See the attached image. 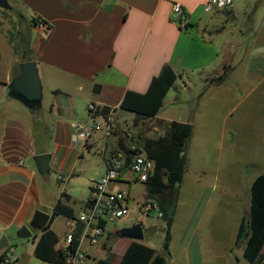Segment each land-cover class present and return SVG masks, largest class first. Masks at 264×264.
Instances as JSON below:
<instances>
[{
  "label": "crops",
  "instance_id": "crops-1",
  "mask_svg": "<svg viewBox=\"0 0 264 264\" xmlns=\"http://www.w3.org/2000/svg\"><path fill=\"white\" fill-rule=\"evenodd\" d=\"M11 1H14L13 4ZM206 1L6 0L7 4L10 2L13 8L20 9L26 17L22 16L20 22L24 23L28 32L26 49L30 61L36 65L41 86V116L37 119L28 112L9 111L13 108L12 100L6 99L3 92L5 85L18 74L17 64L21 62L17 57V61L11 59L7 72H3V77L0 78L1 232L11 228L16 232L20 226L25 225L31 234L33 229L29 228L28 223L32 213L39 210L49 216L46 228L54 234L51 229L53 220L62 219L63 238L64 234L74 228L76 216L89 197L90 183L95 180H88L84 201H75L70 189H64L69 182L72 185L76 181L73 179L84 171L87 164L85 156L92 151L99 154L100 177L104 171V156L108 150H112L114 143L119 140L123 144L129 143V140L142 143L144 139L160 137L168 130L170 122L176 121L190 124L191 134L198 132L204 137L201 139L197 134L200 140L196 139V142L204 146L211 142L215 158L212 172L220 174L215 175V182H218L219 188L227 190L223 196L215 198V205L220 207L219 212L228 222V236L224 247L212 248L208 238L201 237L199 232L202 226L197 221L196 233L193 231L188 242L179 246L183 256L181 264H248L242 257L243 244H236L235 238L240 220H246L248 216L250 184L254 177L264 173V74L248 72L241 60L242 53L238 54L234 46L233 33L236 30L230 26L242 23L245 26L246 22H242L244 17L240 22L232 23L235 19L233 7L205 14L202 9ZM173 3L180 4L186 13V23L182 29L173 23ZM200 17L207 18L202 26L198 23ZM33 19L43 21L49 28L48 32H41L32 22ZM247 27L251 31L250 24ZM242 30L243 28L236 32L238 36L248 37L250 44L248 46L244 43L246 49L256 47V40L250 38L253 34L256 37L259 35L260 27L251 33L243 30L247 32L244 34ZM222 32H229L233 39L215 44V36ZM0 36L4 39L9 55H12L10 42L7 43L4 34ZM261 43H257L258 47L264 46V40ZM165 66L174 72L176 80L165 94L157 114L135 124L134 114L119 108L124 93H144L150 80ZM195 79L199 81V88L191 96H184L190 92L188 84ZM94 86H97L96 91L93 90ZM191 99H194L192 104ZM89 104L96 108H109V112L106 116L91 117L87 112ZM181 104H187L184 113L175 117L168 115L169 110L173 113V108ZM255 107L262 111L258 112ZM121 112L130 116L127 130H122L121 124L116 120L117 114ZM252 119L256 120V130L260 131L258 135L262 145L252 159L239 163L242 177L245 175L240 180L238 175L232 176L225 168L236 167L235 158L240 157V153H245L236 123L240 120V123L249 124ZM93 123L98 124L100 129L81 141L77 137L78 131ZM214 123L215 139L208 141L212 137L206 135L210 132L207 125L213 126ZM105 124L110 125L108 137L103 128ZM131 128L133 132L129 131ZM240 130L243 132L244 129ZM37 154H49L48 173L53 175L56 187L62 185V191L49 190L47 179L36 173L32 157ZM183 154L185 156V152ZM186 162L185 157L184 171ZM96 168L99 170L97 166ZM195 172L203 174L202 169ZM58 200L71 208L74 220L51 215L52 207ZM176 202V196H173L167 212L170 226L166 251L161 246L159 250L147 246L163 257L165 264V256L168 259L171 257V216ZM146 219L152 222L153 230L150 233H164L165 224L163 228L159 224L160 221L164 223L162 219ZM146 219L136 215L133 223L120 228L139 223L143 239V222ZM189 220L190 218L183 226L186 227ZM106 227L107 224L105 233ZM120 228L113 230L110 243H106L107 233L105 241H102L104 233L99 248L83 243L81 249L89 258L104 252L106 258H110L109 261L117 263L131 241L115 237V232ZM34 231L40 233L38 230ZM55 236L57 237L56 234ZM193 238L196 240L195 245L191 242ZM142 239L137 242L141 243ZM59 247L57 243L54 246L55 249ZM260 252L264 256V244ZM191 256L195 257L192 263ZM170 264L174 262L171 261Z\"/></svg>",
  "mask_w": 264,
  "mask_h": 264
},
{
  "label": "rangeland",
  "instance_id": "rangeland-1",
  "mask_svg": "<svg viewBox=\"0 0 264 264\" xmlns=\"http://www.w3.org/2000/svg\"><path fill=\"white\" fill-rule=\"evenodd\" d=\"M12 4L14 1H11ZM10 7V10L0 9V34H4L7 43L10 42V47L12 50V55H9V51L5 45L4 39L0 36V53H1V61H0V78L3 77V72H7L10 63L12 60L21 61V56L23 53V57H27L26 49H25V39L28 35L26 27L23 22H20V18L24 16L23 12L18 8H13L9 2L7 4ZM12 7V9H11ZM233 14L235 15V19L232 23L240 22L241 18L242 22H246V25H233L230 27H235V30H248L247 26L250 24L251 32L257 31L260 27L261 31L259 35L256 37L254 34L250 39L256 40V47L253 49L247 50L245 44L249 46L250 42L248 37L245 38L244 35L238 36L235 31L233 39L229 32L226 34L220 33L215 36V44L217 42L220 44L221 42H229L231 39L234 40V46L237 49V53L241 54L240 58L243 60L244 67L247 68L248 72L264 74L262 72L264 70V46H259L257 43L262 44L261 42L264 40V0H232ZM254 8V9H253ZM253 10V12H250ZM26 18V17H25ZM198 23L200 26L207 22V18L200 17L198 19ZM232 30L234 28H231ZM242 30V32H243ZM244 31V32H246ZM243 32V33H244ZM247 33V32H246ZM249 33V34H250ZM245 34V33H244ZM245 43V44H244ZM17 57V58H16ZM15 66V65H14ZM234 78V77H233ZM235 79V78H234ZM198 82L196 79L194 82L188 84L189 92L185 93L184 96L189 97L192 95V92L197 91L199 88ZM4 95V92H3ZM183 95V94H182ZM5 97V96H4ZM190 101V99L188 100ZM187 101V102H188ZM194 99H191V104ZM13 108H10L9 111L12 113H26L28 110L22 106L17 101L12 100ZM186 106V107H185ZM185 108H187V104L180 105L176 108H173V113L169 110L168 115L178 116L181 113H184ZM258 112L262 111L261 108L255 107ZM29 113V112H28ZM215 114V110H214ZM29 115H31L29 113ZM240 115V114H239ZM35 118H40L41 114L36 112L34 115ZM183 119V117H181ZM116 120L121 124L122 130H127L129 128L130 116L127 113H118ZM215 121V119H211ZM255 119L250 121V125L245 123H240V120L236 123L241 129H244L241 132L240 128L237 127L238 136H240L242 140V146L245 148V153H240V157H236L237 160L236 167L225 168L226 171L231 172L232 176L238 175L240 180L244 179L245 175L242 177V167L239 165L240 162L244 163L252 159L253 154L261 149V140H259V130L257 129V124ZM210 132H207L206 135L212 137V139L208 141H212L215 139V134L213 128H215V123L212 126L207 125ZM252 128V130H249ZM132 131V128L129 130ZM198 136L201 139H204L202 135L197 132ZM196 133L191 134V139L185 144V157L187 159L186 168L182 176L181 182L174 187L172 195L176 196L177 204L175 206L174 212L172 214V223L170 228V254L171 257L168 259L166 256V263L170 264L171 261L174 264H181L183 261L182 252L179 246H184L188 240L192 237V232H195V225L197 221L200 222L202 226L200 228V235L202 238H208L207 241L211 242V247L220 248L224 247V242L227 240L228 236V222L224 219V216L219 212V208L215 205V198L219 196H223L227 192V190L219 188L218 182H215V175L219 176L218 173H213L214 165V155L211 149V142L209 145L204 146L199 142H196L198 139ZM154 139V137H152ZM200 140V139H198ZM141 142H138V147H140ZM244 148H242L244 150ZM87 160L86 167L83 172L77 175L76 180L70 185L72 182H69L68 185L64 188L65 191L70 189L72 197L76 200L84 201L86 199L87 190H88V180L98 178L99 173H101L100 167V156L97 152L92 151L89 152L87 156H85ZM255 159V158H253ZM238 164V166H237ZM99 168V170L96 168ZM197 169H202L203 174H198L195 172ZM251 172V171H249ZM250 174V173H249ZM42 178V177H41ZM43 178H46L49 185V190H63V187H56L53 175L48 173ZM60 185V184H59ZM213 186V187H212ZM121 190H124L126 187L124 184L118 185ZM72 189V190H71ZM143 190L142 185L138 183H131L129 192L132 196L139 195ZM167 192L163 193V196H166ZM74 209H77V206H74ZM191 216V217H190ZM202 217V219H200ZM134 218H136L135 213H129L127 215L122 216L121 218L113 221L112 223H107L106 233L108 238L106 239V243H110V237L113 233L114 229L120 228L123 225L133 223ZM186 227L183 226L184 222L189 219ZM155 220V219H153ZM61 218H56L53 220L51 225V229L57 235V246H61L62 242V228H61ZM144 233L143 239L141 241L142 244L146 246L154 247L159 250L161 246V241L163 239V231H155L153 230L152 222L149 219H146L144 222ZM160 227L163 228L164 223L162 221L159 222ZM105 235L102 238V241H105L107 237ZM110 233V234H109ZM196 233V232H195ZM152 235V236H151ZM4 236L8 243V249L6 254L11 258V264H44L38 260H36L33 255V247L37 240L38 234L37 231H31V237L28 239H19L15 236V231L13 228L10 230L0 231V237ZM101 240V239H100ZM192 244H196L195 238L192 239ZM95 257H90L88 264H93L95 259H104L106 258L104 252L99 254H94ZM99 257V258H98ZM194 256L190 257L191 263ZM195 258V257H194ZM110 259V258H108ZM196 264V263H195ZM198 264V263H197ZM215 264V263H214Z\"/></svg>",
  "mask_w": 264,
  "mask_h": 264
},
{
  "label": "trees",
  "instance_id": "trees-1",
  "mask_svg": "<svg viewBox=\"0 0 264 264\" xmlns=\"http://www.w3.org/2000/svg\"><path fill=\"white\" fill-rule=\"evenodd\" d=\"M254 9V8H253ZM253 12V10H251ZM36 20H32L35 24ZM25 49L27 39H25ZM27 57L21 56V62L30 61L28 51ZM177 76L165 66L161 72L152 78L144 93L126 91L120 101L121 110L134 114L133 122L153 117L159 111L162 100L173 85ZM97 90V86L93 87ZM109 108L102 107L98 113L106 116ZM191 134V126L188 123L172 121L168 130L160 137L144 139L141 143L145 155L154 162V176L151 182L146 185V197L154 198L161 211V219L164 221L165 229L161 249L166 251L169 242L170 218L168 210L172 202V192L183 176L185 156L184 146ZM123 147L121 140L116 142ZM167 192L166 196L163 193ZM52 216H62L69 220H74L71 208L62 204L59 200L53 205ZM72 229L73 236H78L82 230V223L75 220ZM57 237L48 228L38 234L34 244L33 257L44 264H64L65 254L60 248L55 249ZM235 243H242V257L248 264H264V256L260 250L264 244V173L254 177L249 187V212L246 220L241 219L236 231ZM73 241V246H76ZM6 249L0 253L6 255ZM1 264V263H0ZM11 264V263H9ZM93 264H165L163 257L156 254L153 249L136 241H130L117 263H112L109 259H95Z\"/></svg>",
  "mask_w": 264,
  "mask_h": 264
},
{
  "label": "built area",
  "instance_id": "built-area-1",
  "mask_svg": "<svg viewBox=\"0 0 264 264\" xmlns=\"http://www.w3.org/2000/svg\"><path fill=\"white\" fill-rule=\"evenodd\" d=\"M232 0H207L203 5V13H210L212 10L230 9ZM173 23L179 28H184L186 13L178 3L171 4ZM35 24L41 32H48V26L40 19H35ZM98 109L93 105L87 106L89 116L100 115ZM105 136H109L110 125H104ZM100 129L98 124L80 128L77 137L85 141L93 131ZM124 137H126L124 135ZM123 137V138H124ZM128 138V137H126ZM123 147L114 143L112 150H108L104 158L103 174L91 181L89 197L83 208L76 216V220L82 223V230L78 236H73L72 230L64 234L59 247L65 254L64 264H88L89 256L81 249L83 243L93 248H99L100 239L105 233L107 223L121 218L129 213H135L140 218L152 217L161 219V211L158 203L152 197H146L145 187L154 176V162L148 158L142 150V145L129 140ZM59 179V177L57 178ZM138 183L143 190L137 196L129 192L130 184ZM125 185L121 190L117 185ZM76 241V246H73ZM1 264L11 263V258L6 254L1 258Z\"/></svg>",
  "mask_w": 264,
  "mask_h": 264
},
{
  "label": "water",
  "instance_id": "water-1",
  "mask_svg": "<svg viewBox=\"0 0 264 264\" xmlns=\"http://www.w3.org/2000/svg\"><path fill=\"white\" fill-rule=\"evenodd\" d=\"M0 9H10L6 0H0ZM18 74L12 78L4 88V96L8 100L17 101L24 106L31 115L40 110L41 86L37 74L36 65L33 61H25L17 64ZM49 154H37L32 157V162L36 173L44 177L49 172ZM48 215L35 210L28 223L29 228L38 230L40 233L46 230ZM115 237L125 238L131 241L142 239L141 224L135 223L128 227H123L115 232ZM16 238L28 239L31 234L27 226H20L15 232ZM7 247V241L0 237V250Z\"/></svg>",
  "mask_w": 264,
  "mask_h": 264
}]
</instances>
